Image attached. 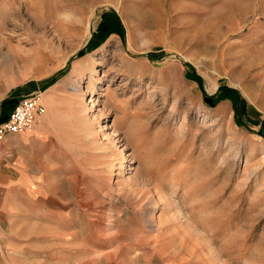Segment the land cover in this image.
<instances>
[{
  "label": "rangeland",
  "instance_id": "rangeland-1",
  "mask_svg": "<svg viewBox=\"0 0 264 264\" xmlns=\"http://www.w3.org/2000/svg\"><path fill=\"white\" fill-rule=\"evenodd\" d=\"M208 2L0 0V118L64 93L28 264H264V0Z\"/></svg>",
  "mask_w": 264,
  "mask_h": 264
},
{
  "label": "crops",
  "instance_id": "crops-1",
  "mask_svg": "<svg viewBox=\"0 0 264 264\" xmlns=\"http://www.w3.org/2000/svg\"><path fill=\"white\" fill-rule=\"evenodd\" d=\"M196 1L200 14L201 8L210 6L206 1L214 3L215 0ZM256 22L252 30L259 37L250 41L254 42L256 49L263 50L264 20L257 18ZM200 32L199 29L197 33ZM236 38L232 45H243ZM37 87L38 85L25 86L19 95ZM60 87L59 83L54 82L43 89L42 98L46 110L30 128L7 133L0 139V264H28L31 258L42 255V250L30 245L39 237L35 233L37 226L49 222V206L44 204V209L40 208L37 193L41 192L40 188L45 183L41 179L50 176L58 161H63L66 154L62 142L57 139L59 126L54 119L55 101L64 94ZM9 111L10 109L3 116H7ZM52 215L54 216V212Z\"/></svg>",
  "mask_w": 264,
  "mask_h": 264
},
{
  "label": "built area",
  "instance_id": "built-area-1",
  "mask_svg": "<svg viewBox=\"0 0 264 264\" xmlns=\"http://www.w3.org/2000/svg\"><path fill=\"white\" fill-rule=\"evenodd\" d=\"M44 112L40 89L22 95L12 106L7 116L0 120V139L7 133L30 128L36 118Z\"/></svg>",
  "mask_w": 264,
  "mask_h": 264
},
{
  "label": "trees",
  "instance_id": "trees-1",
  "mask_svg": "<svg viewBox=\"0 0 264 264\" xmlns=\"http://www.w3.org/2000/svg\"><path fill=\"white\" fill-rule=\"evenodd\" d=\"M107 13H111L113 15L114 27H112L110 25V23H107L106 21H104V19H102L101 22L98 25L97 31L94 34H92V37L90 39V42H88V44L86 46L88 49L90 48V46L98 45L104 39V36L100 34V31H101L102 27H103L104 30L106 29L109 32L113 31L115 29V26H120L121 27L120 21L117 18V16L115 15V12L112 9H110L109 11L108 10L107 11H104L102 14H103V16H106ZM116 24H118V25H116ZM82 52H83V49H80L77 53L80 54ZM53 79H54V76H50V77H47L46 79H44V81H42V83H41L42 84V87H45L48 84H50L53 81ZM209 99H211V98L210 97H207V101H209ZM7 100H8V98L3 99L2 105H4ZM236 111H237V113H239L238 108H236ZM4 117H6V116H2L1 119L4 118ZM237 122L239 124H244L243 121L241 119H239L238 117H237ZM258 132L261 135L264 136V126H263V128H260Z\"/></svg>",
  "mask_w": 264,
  "mask_h": 264
}]
</instances>
